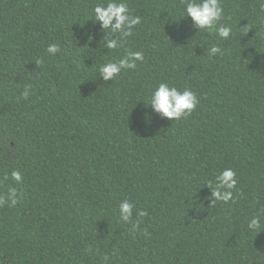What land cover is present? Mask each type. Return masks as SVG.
<instances>
[{
  "label": "trees",
  "instance_id": "16d2710c",
  "mask_svg": "<svg viewBox=\"0 0 264 264\" xmlns=\"http://www.w3.org/2000/svg\"><path fill=\"white\" fill-rule=\"evenodd\" d=\"M0 264H264V0H0Z\"/></svg>",
  "mask_w": 264,
  "mask_h": 264
}]
</instances>
